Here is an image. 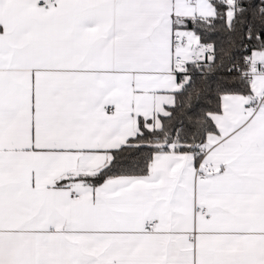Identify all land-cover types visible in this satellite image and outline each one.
<instances>
[{"label":"snow or ice","instance_id":"snow-or-ice-1","mask_svg":"<svg viewBox=\"0 0 264 264\" xmlns=\"http://www.w3.org/2000/svg\"><path fill=\"white\" fill-rule=\"evenodd\" d=\"M0 264H264V0H0Z\"/></svg>","mask_w":264,"mask_h":264}]
</instances>
